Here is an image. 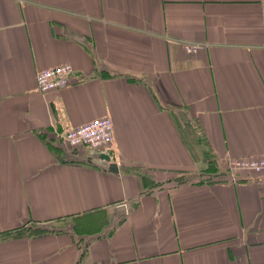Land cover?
I'll list each match as a JSON object with an SVG mask.
<instances>
[{"label": "crops", "instance_id": "0c3cea01", "mask_svg": "<svg viewBox=\"0 0 264 264\" xmlns=\"http://www.w3.org/2000/svg\"><path fill=\"white\" fill-rule=\"evenodd\" d=\"M259 157L264 0H0V264H264V174L226 171Z\"/></svg>", "mask_w": 264, "mask_h": 264}, {"label": "built area", "instance_id": "2783aa9c", "mask_svg": "<svg viewBox=\"0 0 264 264\" xmlns=\"http://www.w3.org/2000/svg\"><path fill=\"white\" fill-rule=\"evenodd\" d=\"M184 48L185 52L196 53L202 46L191 44ZM72 73L73 68L68 63L41 70L35 76L36 90L42 94L61 91L69 85L68 82ZM63 141L72 149L83 147L96 151L109 149L114 142L113 122L109 117L104 116L76 127H70L64 132ZM226 171L233 184L238 182L243 173L264 174V157L229 160L226 164Z\"/></svg>", "mask_w": 264, "mask_h": 264}, {"label": "water", "instance_id": "95a60500", "mask_svg": "<svg viewBox=\"0 0 264 264\" xmlns=\"http://www.w3.org/2000/svg\"><path fill=\"white\" fill-rule=\"evenodd\" d=\"M101 158H102V160H105L107 163H109V171L111 172V173H117L118 172V168L116 167V165L115 164H112L111 163V160H110V158H109V156L108 155H102L101 156Z\"/></svg>", "mask_w": 264, "mask_h": 264}]
</instances>
